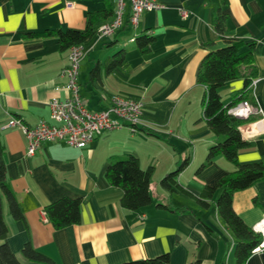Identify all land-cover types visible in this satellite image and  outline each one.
<instances>
[{
  "label": "crops",
  "instance_id": "crops-1",
  "mask_svg": "<svg viewBox=\"0 0 264 264\" xmlns=\"http://www.w3.org/2000/svg\"><path fill=\"white\" fill-rule=\"evenodd\" d=\"M158 1L161 7L144 12L136 28L128 23L127 5L123 27L107 37L113 39L104 42V49L92 56L97 42L84 45L94 47L83 57L78 75L80 96L89 109H103L104 95L141 100L151 129L105 131L84 148L44 142L29 155L26 135L8 122L51 123L50 101L69 93L62 74L69 49L62 50L56 36L42 33L84 29L89 12L116 9V1L0 0V143L23 217L15 218L7 201L3 208L7 242L22 264H39L23 255L27 242L56 264H120L163 253H170L169 264H238L237 239L216 205L221 190L209 206L196 200L236 166L218 155L201 168L209 148L224 137L214 134L204 118L205 89L198 72L208 51L225 45L215 27L221 11L227 16V36L255 43L257 77L250 94L264 116V0ZM142 35L155 37L148 50L138 46L136 38ZM111 46L126 49L128 64L112 71L101 68L99 77L91 78L95 63L110 56L105 48ZM243 86L242 78L230 81L221 89L223 102L230 103ZM254 119L241 126L249 142L239 151L241 164L264 162V131ZM128 155L138 157L143 168L153 167L152 202L139 210L123 207L122 190L105 177L112 160ZM184 161L176 181L188 193L162 187L161 179ZM65 196L82 198L81 221L57 229L45 207ZM233 208L249 227L260 221L264 180L236 191ZM247 264H264V251L252 254Z\"/></svg>",
  "mask_w": 264,
  "mask_h": 264
},
{
  "label": "trees",
  "instance_id": "trees-1",
  "mask_svg": "<svg viewBox=\"0 0 264 264\" xmlns=\"http://www.w3.org/2000/svg\"><path fill=\"white\" fill-rule=\"evenodd\" d=\"M114 16L115 9L103 8L89 12L87 25L84 29L69 28L65 31L48 29L42 34L56 36L62 50L70 49L74 45L86 46L97 38L99 27L102 24L97 27L96 23L100 20L110 21ZM127 17L128 23H130V15ZM125 20L126 17L124 22ZM226 21V14L218 11L215 17V27L225 45L209 50L204 56L198 72V82L205 89L202 98L204 118L214 134L224 137L223 140L209 148L206 161L201 168L218 155H224L236 166L232 172L216 184L207 185L200 196L196 197V200L204 206H209L218 190H221L216 200L218 213L237 239L235 247L237 263L247 264L248 258L253 254L254 247L259 244L261 236L255 233L252 227H249L235 212L233 196L236 191L244 190L256 182L264 180V162L246 164L238 162L239 151L249 146V142L242 136L241 126L254 121L257 116L241 119L230 114L229 108L245 99L255 102L250 94V84L257 77V65L255 62V43L227 36L225 34ZM154 39L155 37L152 35H142L136 38L139 48L143 50H148ZM127 64V52L125 48H122L108 56L104 61H97L90 72V76L91 78L99 77L101 68L112 71L125 67ZM239 78L244 80L243 88L234 94L230 103L225 104L221 89L230 81ZM185 164L186 161L176 170L167 173L161 179V186L171 191L188 193L176 181V177ZM152 175L153 167L143 168L139 158L134 155L112 160L105 171V177L109 183L122 190L121 205L132 210H139L151 204L150 183ZM4 201H7L9 210L15 218L23 217L22 209L9 183L5 149L0 143V240L2 241L0 243V264H22L7 242L9 228L4 216ZM82 202L81 197L65 196L46 205L45 211L55 228L59 229L81 221ZM22 252L30 261L39 264H56L53 259L35 249L30 242L24 245ZM169 262L170 253H163L155 257L129 260L120 264H169Z\"/></svg>",
  "mask_w": 264,
  "mask_h": 264
},
{
  "label": "built area",
  "instance_id": "built-area-1",
  "mask_svg": "<svg viewBox=\"0 0 264 264\" xmlns=\"http://www.w3.org/2000/svg\"><path fill=\"white\" fill-rule=\"evenodd\" d=\"M115 1V16L99 27L97 39L112 36L121 28L127 5L130 7V23L134 28L138 26L144 12L161 7L158 0ZM185 13L183 11V14ZM93 47L94 45L89 49ZM89 49L86 50L84 45L70 47L68 64L62 70V74L68 78L69 93L64 100L53 98L50 101L51 123L42 120L37 125L30 126L18 118H12L8 122L7 126L19 127L26 135L29 155L35 154L44 142L64 141L72 147L84 148L105 131L124 127L132 131L151 129L149 121L144 117V103L141 100L104 95L103 98L107 100V105L99 111L91 110L84 104L80 96L78 75L81 61ZM255 84L256 79H253L250 88L252 89ZM229 113L241 119L257 116V126H261L264 131V127L262 128L263 109L256 100L255 102L242 100L230 107ZM252 229L261 236L259 244L253 249V254H255L264 251V217L254 224Z\"/></svg>",
  "mask_w": 264,
  "mask_h": 264
},
{
  "label": "rangeland",
  "instance_id": "rangeland-1",
  "mask_svg": "<svg viewBox=\"0 0 264 264\" xmlns=\"http://www.w3.org/2000/svg\"><path fill=\"white\" fill-rule=\"evenodd\" d=\"M113 38H107V37H105V38H103V39H95L94 41H93V43L95 44V42H97V44L96 45H98L97 46V48H96V50H93V55L92 56H94V55H96V54H98L99 53V51L100 50H102V49H104V48H101L102 47V45L104 44V42H106V41H108V40H112ZM128 41L127 40H125L124 41V43H125V45H124V47H126V48H129L130 47V45H132L131 43H127ZM134 45V44H133ZM114 46H111V47H106L105 48V51H109V50H111L110 51V53H109V55H113L114 54V52H116L115 51V49H112ZM86 48V50H88V47H85ZM96 52V53H95ZM103 53H104V51H103ZM88 59V58H87ZM1 243V242H0Z\"/></svg>",
  "mask_w": 264,
  "mask_h": 264
}]
</instances>
